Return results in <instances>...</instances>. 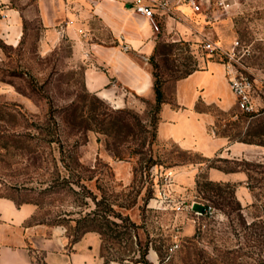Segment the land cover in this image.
Here are the masks:
<instances>
[{"label": "rangeland", "instance_id": "obj_1", "mask_svg": "<svg viewBox=\"0 0 264 264\" xmlns=\"http://www.w3.org/2000/svg\"><path fill=\"white\" fill-rule=\"evenodd\" d=\"M220 18L204 28V17L193 14L185 22L194 30L189 41L173 39L162 22L155 53L142 60L172 98L187 72L208 60L224 66L220 55L203 49L204 34L227 51L239 41L233 64L254 111H244L235 93L230 111L203 108L217 136L264 146V0H236ZM31 26L17 42L0 36V196L38 203L30 222L57 223L68 243L78 228L95 229L104 264H264V159L245 163L256 200L244 207L235 184L210 180L208 167L221 165L219 159L158 137L155 94L120 87L115 102L90 92L74 40L65 36L44 49L43 26ZM186 168L189 177L181 178ZM201 199L214 216L190 210ZM188 223L193 232L185 236ZM37 252L33 264H46Z\"/></svg>", "mask_w": 264, "mask_h": 264}, {"label": "crops", "instance_id": "obj_2", "mask_svg": "<svg viewBox=\"0 0 264 264\" xmlns=\"http://www.w3.org/2000/svg\"><path fill=\"white\" fill-rule=\"evenodd\" d=\"M132 2L0 0V36L5 32L17 42L36 21L45 31L44 49L59 44L65 36L74 40L76 58L86 62L85 83L90 92L115 102L121 100L120 87L153 97L154 77L142 58L155 53L159 35L147 19L134 13ZM176 12L179 19L169 18L165 22L167 30L174 34L173 39L188 40L194 30L185 22L196 13L186 4L178 6ZM202 16L205 26L207 21ZM220 19L215 18L210 26L216 27ZM83 32L86 39L82 38ZM173 96L176 106L169 102L162 104L158 137L173 140L206 159H219L221 165L208 167L210 180L235 184L240 203L244 207L253 205L256 197L251 187L252 171L245 163L264 159V146L217 136L210 130L213 117L203 108L216 106L227 112L236 104L223 64L208 60L201 70L174 83ZM231 163L237 165L235 169L227 167ZM188 172L190 168L181 172V178L187 179ZM206 202L201 199L185 203H191L188 207L194 205V209L203 208L196 211H204ZM37 208L33 203L17 205L10 198L0 197V264H33L37 251L44 253L46 264H104L98 233L88 232L70 244L61 226L29 224ZM192 232L193 225L188 223L182 233L186 236ZM148 257L155 263L156 254L151 252Z\"/></svg>", "mask_w": 264, "mask_h": 264}, {"label": "built area", "instance_id": "obj_3", "mask_svg": "<svg viewBox=\"0 0 264 264\" xmlns=\"http://www.w3.org/2000/svg\"><path fill=\"white\" fill-rule=\"evenodd\" d=\"M101 1V0H91ZM236 0H133L132 9L134 13L147 19L156 33L160 32L162 22H166L169 18L178 20L176 9L182 4L188 5L193 12L205 15L206 24L204 28L210 26L215 18L229 13L235 6ZM201 45L212 56L218 54L224 60V66L229 78L232 91L240 98V107L244 111H254L248 93L247 83H245L238 75L233 63H235V53L240 46V42L236 41L232 49L229 51L223 49L217 44L212 36L204 34L201 39ZM225 57V58H224ZM226 59V60H225ZM234 61V62H233ZM191 205L190 210L196 216L212 217L215 215V208L208 202L205 203L204 211H196ZM178 248L177 243L171 248V251Z\"/></svg>", "mask_w": 264, "mask_h": 264}, {"label": "trees", "instance_id": "obj_4", "mask_svg": "<svg viewBox=\"0 0 264 264\" xmlns=\"http://www.w3.org/2000/svg\"><path fill=\"white\" fill-rule=\"evenodd\" d=\"M192 72H194V71L191 70V71L187 72V74L179 77L177 80L186 77L187 75L191 74ZM153 77H154V91H155V101H156L157 109H160V111H161L162 104L166 103V102H169V103L173 104L174 106H176V104L174 103V98L173 97L170 98V96H168L166 94L165 89H163V84H162V81L160 80L159 76L153 72ZM246 142L252 143L251 141H246ZM0 197H5V196H0ZM7 198H10V199L14 200L17 205H22L24 203L38 204L35 201H30V200H28V201H18L17 199H15L13 197H7ZM29 224L30 225L33 224L32 221L29 222ZM58 224H60V222H58ZM52 225L53 226L57 225V223H54ZM78 229L79 230H76V235H74V239L72 241H70V244H74V243L78 242L82 238V236L84 234H86L88 232H91V231H96L93 228L92 229H86V230L82 231V234H80L81 229L80 228H78Z\"/></svg>", "mask_w": 264, "mask_h": 264}]
</instances>
